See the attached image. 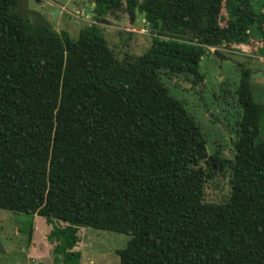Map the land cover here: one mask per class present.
I'll return each instance as SVG.
<instances>
[{
    "label": "trees",
    "instance_id": "1",
    "mask_svg": "<svg viewBox=\"0 0 264 264\" xmlns=\"http://www.w3.org/2000/svg\"><path fill=\"white\" fill-rule=\"evenodd\" d=\"M251 1L93 0L73 39L0 0V208L51 224L54 264L78 263L83 226L129 235L119 264H264V100L248 69L213 95L232 122L211 154L159 75L200 90L209 47H263L264 3ZM118 9L145 21L139 55L116 56L101 33ZM225 169L227 199L205 201L206 179Z\"/></svg>",
    "mask_w": 264,
    "mask_h": 264
},
{
    "label": "rangeland",
    "instance_id": "2",
    "mask_svg": "<svg viewBox=\"0 0 264 264\" xmlns=\"http://www.w3.org/2000/svg\"><path fill=\"white\" fill-rule=\"evenodd\" d=\"M92 1L16 0L15 12L32 21L44 22L57 32L66 31L74 39L79 28L92 22ZM262 3L264 0H252L253 10L261 11ZM262 11L264 12V7ZM221 13L223 14V9ZM104 20L97 24L116 56L121 57L124 53L139 55L149 45L150 38L142 15L135 14L130 20L124 11L118 9L104 15ZM261 48H264L261 42L253 40L246 46H219L217 50L225 57H230V60H219L210 49L206 51L198 62V71L203 75L202 90H198L185 75H167L163 71L159 72L161 82L168 93L179 100L198 122L208 154L212 153L213 146H221L226 139H230L225 124H230L232 117L224 119L223 113L228 114V111L213 103V95L218 93L221 81L231 90L240 78L241 67H246L253 99L263 102L264 54L259 52ZM219 149L222 156L230 157L226 146ZM228 195L229 173L226 169L223 174L206 179L203 187L205 201L221 202L227 199ZM44 220V217L36 214L33 219V215L0 208V264H54L51 248L46 243L47 235L42 234L47 228L48 232L50 231L51 224ZM77 233L80 238L79 254L81 252L77 264H119L117 251L124 247L129 238L128 234L88 226L79 227ZM29 235H32V244ZM27 252L33 257L28 258Z\"/></svg>",
    "mask_w": 264,
    "mask_h": 264
},
{
    "label": "crops",
    "instance_id": "3",
    "mask_svg": "<svg viewBox=\"0 0 264 264\" xmlns=\"http://www.w3.org/2000/svg\"><path fill=\"white\" fill-rule=\"evenodd\" d=\"M34 216H35V214H33V219H34ZM59 224L60 225H63V223L62 222H59ZM78 228L79 227H77V231H78ZM34 230V227H33V229H32V231ZM77 231H76V234H78L77 233ZM44 233H42V234H45V235H47L49 232H48V228H47V231H46V229H45V231H43ZM32 234V233H31ZM31 237V240H30V244H32L33 242H32V235L30 236ZM79 240H80V238H79V236H78V241L76 242V244H75V246L73 247V249L74 250H77V251H80L79 249H78V243H79ZM46 243H47V245L48 246H50V248H51V242H49V241H46ZM30 246H28V248H29ZM27 251H28V249H27ZM50 252H51V249H50ZM47 255H49V252H48V254ZM80 255H81V252H80ZM26 256H28V258H32L33 256H31L30 254H29V252H27V254H26ZM35 261V260H34ZM34 261H32V262H34ZM38 263H41V262H37L36 264H38Z\"/></svg>",
    "mask_w": 264,
    "mask_h": 264
},
{
    "label": "water",
    "instance_id": "4",
    "mask_svg": "<svg viewBox=\"0 0 264 264\" xmlns=\"http://www.w3.org/2000/svg\"><path fill=\"white\" fill-rule=\"evenodd\" d=\"M213 55L215 56V57H217L219 60H221V59H228V60H230V57H225L221 52H219L218 50H214L213 52ZM200 87H201V90H202V84L200 83ZM223 126V125H222ZM209 160H210V162H211V159L209 158ZM211 164H212V162H211Z\"/></svg>",
    "mask_w": 264,
    "mask_h": 264
},
{
    "label": "built area",
    "instance_id": "5",
    "mask_svg": "<svg viewBox=\"0 0 264 264\" xmlns=\"http://www.w3.org/2000/svg\"><path fill=\"white\" fill-rule=\"evenodd\" d=\"M210 51L213 52L214 50L218 49V47H209Z\"/></svg>",
    "mask_w": 264,
    "mask_h": 264
},
{
    "label": "flooded vegetation",
    "instance_id": "6",
    "mask_svg": "<svg viewBox=\"0 0 264 264\" xmlns=\"http://www.w3.org/2000/svg\"><path fill=\"white\" fill-rule=\"evenodd\" d=\"M230 138V137H229Z\"/></svg>",
    "mask_w": 264,
    "mask_h": 264
}]
</instances>
